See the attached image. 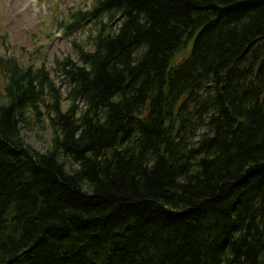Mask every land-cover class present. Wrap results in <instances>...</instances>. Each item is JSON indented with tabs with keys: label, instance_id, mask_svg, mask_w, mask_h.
<instances>
[{
	"label": "trees",
	"instance_id": "obj_1",
	"mask_svg": "<svg viewBox=\"0 0 264 264\" xmlns=\"http://www.w3.org/2000/svg\"><path fill=\"white\" fill-rule=\"evenodd\" d=\"M90 21L60 84L0 58V264H264V0H93L67 29Z\"/></svg>",
	"mask_w": 264,
	"mask_h": 264
},
{
	"label": "rangeland",
	"instance_id": "obj_2",
	"mask_svg": "<svg viewBox=\"0 0 264 264\" xmlns=\"http://www.w3.org/2000/svg\"><path fill=\"white\" fill-rule=\"evenodd\" d=\"M92 3V0H0V58H15L23 66L39 67L47 63L51 69L56 58L69 55L76 60L74 42L90 50L99 26L89 23L81 32L66 38L60 31V22L67 21L71 14L86 12ZM6 81L0 72V104L6 103ZM51 131L46 120L45 124H31L23 129L22 136L32 149L44 153Z\"/></svg>",
	"mask_w": 264,
	"mask_h": 264
},
{
	"label": "bare ground",
	"instance_id": "obj_3",
	"mask_svg": "<svg viewBox=\"0 0 264 264\" xmlns=\"http://www.w3.org/2000/svg\"><path fill=\"white\" fill-rule=\"evenodd\" d=\"M52 130V129H51ZM52 132V131H51ZM52 134H51V137H50V140H49V142H48V144H46V150H45V152L49 149V147H50V144H51V140H52ZM44 152V153H45ZM43 154V153H42Z\"/></svg>",
	"mask_w": 264,
	"mask_h": 264
}]
</instances>
